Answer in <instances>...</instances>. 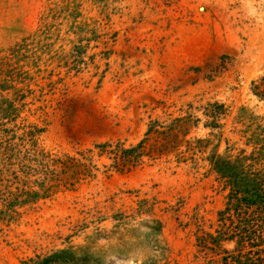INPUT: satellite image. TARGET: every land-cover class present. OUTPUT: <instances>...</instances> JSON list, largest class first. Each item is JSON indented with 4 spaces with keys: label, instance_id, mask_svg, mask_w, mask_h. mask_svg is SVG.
<instances>
[{
    "label": "rangeland",
    "instance_id": "rangeland-1",
    "mask_svg": "<svg viewBox=\"0 0 264 264\" xmlns=\"http://www.w3.org/2000/svg\"><path fill=\"white\" fill-rule=\"evenodd\" d=\"M262 75L264 0H0V82L14 79L25 95L22 116L47 125L42 142L54 151L136 144L152 119L216 100L229 109L216 150L226 151L227 138L243 147L235 117L243 105L264 115L252 90ZM7 93L0 86V109ZM209 131L201 123L191 136ZM197 161L146 159L108 175L110 161L95 155V179L2 219L0 145V264L82 244L103 248L99 264H225L211 234L229 190ZM143 198L164 222L156 243V224L143 222L149 215L113 218L133 214ZM97 227L107 234L88 240Z\"/></svg>",
    "mask_w": 264,
    "mask_h": 264
},
{
    "label": "trees",
    "instance_id": "trees-1",
    "mask_svg": "<svg viewBox=\"0 0 264 264\" xmlns=\"http://www.w3.org/2000/svg\"><path fill=\"white\" fill-rule=\"evenodd\" d=\"M11 78L1 77L0 82L1 91L12 92V95L2 94L0 109L2 219H13L23 207L34 206L61 191L74 190L95 179L100 171L95 155L110 161L104 164V173L108 175L113 171H132L143 165L146 159L174 158L178 164L190 161L198 164L200 157L229 190L226 205L219 211L217 233L211 234L212 243L226 253L225 264H264V115L241 106L235 122L241 125L239 132L245 139L244 146L237 148L227 138L224 153L216 149L224 138L226 124L222 119L228 115L229 109L218 100L198 106L189 103L183 114L152 119L136 144L127 146L120 139L107 140L86 149L58 152L42 142L47 125L22 116L26 111L25 95ZM252 86L253 93L264 101V75L253 80ZM201 123L210 130L209 136H191L193 129ZM215 140L218 144L207 153ZM235 149L238 151L233 153ZM155 204L143 198L133 214L121 211L114 213L113 218L122 223L128 221L129 216L136 219L149 215L143 222L156 224L150 232L156 243L164 222L155 217ZM99 234L107 232L97 227L92 235H88V240ZM225 242H234L235 248L232 251L224 248ZM102 252L103 248L95 249L89 244L71 245L37 254L23 264H99L104 257Z\"/></svg>",
    "mask_w": 264,
    "mask_h": 264
}]
</instances>
